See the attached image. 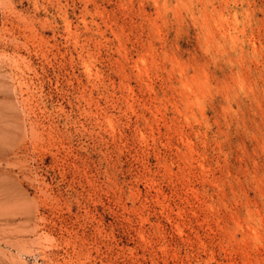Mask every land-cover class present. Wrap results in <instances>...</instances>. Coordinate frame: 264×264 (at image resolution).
Masks as SVG:
<instances>
[{
	"label": "rangeland",
	"instance_id": "rangeland-1",
	"mask_svg": "<svg viewBox=\"0 0 264 264\" xmlns=\"http://www.w3.org/2000/svg\"><path fill=\"white\" fill-rule=\"evenodd\" d=\"M0 264H264V0H0Z\"/></svg>",
	"mask_w": 264,
	"mask_h": 264
}]
</instances>
